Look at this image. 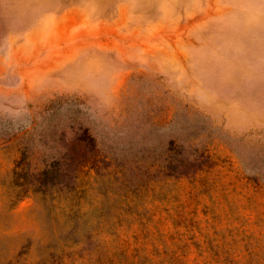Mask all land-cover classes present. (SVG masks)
Listing matches in <instances>:
<instances>
[{
    "label": "rangeland",
    "instance_id": "374dc122",
    "mask_svg": "<svg viewBox=\"0 0 264 264\" xmlns=\"http://www.w3.org/2000/svg\"><path fill=\"white\" fill-rule=\"evenodd\" d=\"M0 264H264V0H0Z\"/></svg>",
    "mask_w": 264,
    "mask_h": 264
}]
</instances>
